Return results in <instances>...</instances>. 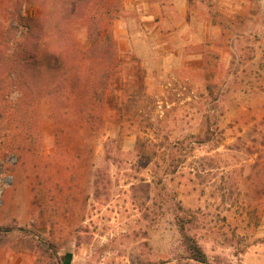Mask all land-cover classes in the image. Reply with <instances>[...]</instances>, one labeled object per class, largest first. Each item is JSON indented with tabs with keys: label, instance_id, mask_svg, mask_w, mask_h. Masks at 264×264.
<instances>
[{
	"label": "rangeland",
	"instance_id": "1",
	"mask_svg": "<svg viewBox=\"0 0 264 264\" xmlns=\"http://www.w3.org/2000/svg\"><path fill=\"white\" fill-rule=\"evenodd\" d=\"M185 9L182 31L150 37L121 7V63L89 136L58 140L40 94L22 124L21 94L0 76V264H263L264 0ZM39 11L0 0V50L16 54ZM69 28L85 46L86 24ZM37 126L17 159L14 135Z\"/></svg>",
	"mask_w": 264,
	"mask_h": 264
},
{
	"label": "trees",
	"instance_id": "2",
	"mask_svg": "<svg viewBox=\"0 0 264 264\" xmlns=\"http://www.w3.org/2000/svg\"><path fill=\"white\" fill-rule=\"evenodd\" d=\"M26 1L38 5V17L26 18V30L20 34L16 54L13 50L7 51V47L0 50V76H11L13 84L10 87L21 94L16 103L21 123L29 118L31 112L27 107L33 106V98L40 94L50 104L58 140L100 132L105 124L107 90L121 63L113 20L120 15L122 0ZM71 22L86 24L85 46L71 35ZM3 113L9 116V110L0 111V118ZM36 121L38 123V118ZM28 131L22 128L14 135L18 140L13 146L17 159L33 150L26 140L34 141L42 136L38 126ZM0 231L3 230L0 228ZM184 234L191 240L187 232ZM38 245L44 246L40 241ZM189 249L195 259L206 261L195 240H191Z\"/></svg>",
	"mask_w": 264,
	"mask_h": 264
},
{
	"label": "crops",
	"instance_id": "3",
	"mask_svg": "<svg viewBox=\"0 0 264 264\" xmlns=\"http://www.w3.org/2000/svg\"><path fill=\"white\" fill-rule=\"evenodd\" d=\"M122 6L138 17L142 33L146 32L150 37L153 36L152 34L157 29L159 31L161 29L167 30L168 27L164 24L169 22L174 23L171 25L172 30L169 31L170 33L177 30L182 31L184 24H189L187 10H183V8L189 6V0H122ZM178 11H183L184 16L180 22H177L176 19ZM126 23L122 17L121 19L118 17L115 19L114 27L118 26L117 30L119 31H127ZM169 32H166V34L168 35ZM262 256V262L264 264V254Z\"/></svg>",
	"mask_w": 264,
	"mask_h": 264
}]
</instances>
